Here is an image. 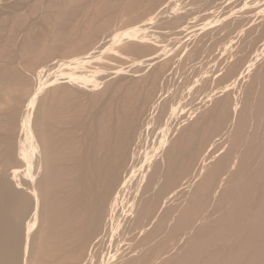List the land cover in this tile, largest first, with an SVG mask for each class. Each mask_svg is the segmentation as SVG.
Here are the masks:
<instances>
[{
	"label": "rangeland",
	"instance_id": "rangeland-1",
	"mask_svg": "<svg viewBox=\"0 0 264 264\" xmlns=\"http://www.w3.org/2000/svg\"><path fill=\"white\" fill-rule=\"evenodd\" d=\"M0 213V264H264V0H0Z\"/></svg>",
	"mask_w": 264,
	"mask_h": 264
},
{
	"label": "bare ground",
	"instance_id": "bare-ground-1",
	"mask_svg": "<svg viewBox=\"0 0 264 264\" xmlns=\"http://www.w3.org/2000/svg\"><path fill=\"white\" fill-rule=\"evenodd\" d=\"M95 150H97V149H95ZM95 150H94V151H95ZM95 152H96V151H95ZM94 154H96V153H94ZM96 157H97V156H96ZM94 158H95V156H94ZM36 162H37V161H36ZM133 164H134V163H133ZM134 169H135V168H134ZM134 169H132L133 172H134ZM130 172H131V171H130ZM14 173H15V171H14ZM128 177H129V176H128ZM128 177H127V178H128ZM3 212L5 213V211H3ZM0 214H1V213H0ZM6 217H7V216H6ZM4 218H5V217L0 218V224L3 222ZM7 219H8V218H7ZM27 221H28V220H27ZM5 226H6V225H5ZM5 226H4V227H5ZM8 226H9V225H8ZM8 226H7L6 228H8ZM20 227H21V226H19L18 228H20ZM16 228H17V227H16ZM18 228H17V230H18ZM11 229H12V228H11ZM4 230H5V229L1 230V233H2L3 235L5 234V232L8 231V230H7V231H6V230L4 231ZM13 231H15V230H13ZM18 232H19V233H18ZM18 232H17V234H19L18 236H19V238H21V237H20V234H21V228L18 230ZM15 233H16V231H15ZM15 233H13V234H15ZM3 235H2V236H3ZM18 236H16V237H18ZM23 236H24V235H23ZM3 239H4V238H3ZM17 239H18V238H17ZM8 241H9L8 243H10V240H8ZM17 241H18V240H17ZM3 242H4V244L8 245V243L5 241V239H4ZM16 243H19V242H16ZM16 243H15V244H16ZM19 245H20V244L15 245V246H16V247H15V251H16V252H18V250H19V248H18ZM11 246H12V245H11ZM9 247H10V244H9ZM12 248H13V247H12ZM19 251H20V250H19ZM12 252L14 253V250H13ZM15 254H16V253H15ZM17 254H18V253H17ZM1 261H2V264H3V263L5 262V257H4V258H1Z\"/></svg>",
	"mask_w": 264,
	"mask_h": 264
}]
</instances>
